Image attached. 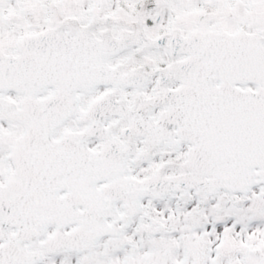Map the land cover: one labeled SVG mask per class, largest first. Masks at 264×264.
Wrapping results in <instances>:
<instances>
[{
    "label": "snow or ice",
    "instance_id": "1",
    "mask_svg": "<svg viewBox=\"0 0 264 264\" xmlns=\"http://www.w3.org/2000/svg\"><path fill=\"white\" fill-rule=\"evenodd\" d=\"M0 264H264V0H0Z\"/></svg>",
    "mask_w": 264,
    "mask_h": 264
}]
</instances>
